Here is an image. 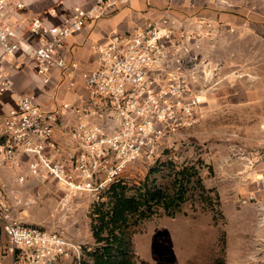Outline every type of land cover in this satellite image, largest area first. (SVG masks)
Here are the masks:
<instances>
[{
    "label": "built area",
    "instance_id": "built-area-1",
    "mask_svg": "<svg viewBox=\"0 0 264 264\" xmlns=\"http://www.w3.org/2000/svg\"><path fill=\"white\" fill-rule=\"evenodd\" d=\"M120 1L76 4L58 23L49 22L55 9L34 15L28 40L6 22L9 9L23 8L24 1L0 0V94L14 96L13 106L0 120V162L20 167L24 161L34 178L55 181L72 194L98 198L129 162L148 160L165 137L199 121L211 71L210 61H198L196 43L211 38L219 28L211 18L197 17L189 27L160 15L114 32L92 45L97 65L91 69L58 52L68 36ZM21 56L33 59L44 83L52 70H58L68 89L80 80L85 94L77 96V103L61 101L54 109H44L33 94L14 89L13 73ZM69 110L76 121L70 126L68 143L60 145L55 131ZM0 229L6 236V251L18 260L49 264L71 257L80 264L79 244L13 214L3 184Z\"/></svg>",
    "mask_w": 264,
    "mask_h": 264
},
{
    "label": "rangeland",
    "instance_id": "rangeland-1",
    "mask_svg": "<svg viewBox=\"0 0 264 264\" xmlns=\"http://www.w3.org/2000/svg\"><path fill=\"white\" fill-rule=\"evenodd\" d=\"M196 45L198 61H210L211 71L199 121L165 137L148 160L129 162L117 177L139 180L150 167L171 160L194 164L206 187L213 178L236 179L244 163L250 165L254 155L264 150V34L219 27ZM11 194L13 214L25 223L58 231L81 247L94 245L91 206L104 191L98 198L72 194L46 179L14 187ZM210 195L211 208L201 209L203 203L194 196L173 216L161 213L139 221L132 236L136 254L148 264H226V235L229 232L231 237L232 227L218 192ZM0 264H29L6 251L1 229ZM52 264L77 263L59 257Z\"/></svg>",
    "mask_w": 264,
    "mask_h": 264
},
{
    "label": "crops",
    "instance_id": "crops-1",
    "mask_svg": "<svg viewBox=\"0 0 264 264\" xmlns=\"http://www.w3.org/2000/svg\"><path fill=\"white\" fill-rule=\"evenodd\" d=\"M23 1V8L9 9L6 22L31 40L28 28L34 15L55 9L56 15L49 22L58 23L71 13L74 5L88 7L93 0ZM160 15L170 17L178 26L192 27L195 18L205 17L216 21L221 29L240 34L249 31L264 34V0H122L105 7L96 19L68 36L58 52L67 60L77 61L82 68H94L97 65L92 48L95 42ZM19 63L20 67L13 73L15 91L33 94L44 109H54L61 101L77 103V96L85 94L80 80L73 90L68 89L59 71L52 70L49 82L44 83L33 67L32 58L21 56ZM13 104L12 93L0 94V120ZM75 121L76 115L70 110L59 120L55 138L60 145L68 143L69 129ZM251 162L250 165L244 163L234 180L213 178L206 184L207 188L218 192L223 214L232 227L231 237L229 232L226 235V264H264V150L254 155ZM20 175L22 181L18 179ZM40 181L30 174L24 161L20 167L0 162V184L5 186L12 208L15 204L12 188Z\"/></svg>",
    "mask_w": 264,
    "mask_h": 264
},
{
    "label": "trees",
    "instance_id": "trees-1",
    "mask_svg": "<svg viewBox=\"0 0 264 264\" xmlns=\"http://www.w3.org/2000/svg\"><path fill=\"white\" fill-rule=\"evenodd\" d=\"M211 192L194 164L171 160L150 167L139 180L114 178L91 206L95 241L90 248L81 247L80 264H148L136 254L132 241L139 221L161 213L173 216L194 196L203 203L201 209L211 208Z\"/></svg>",
    "mask_w": 264,
    "mask_h": 264
}]
</instances>
